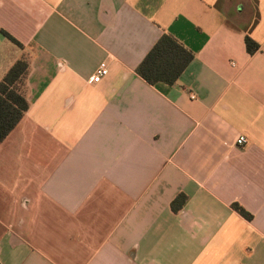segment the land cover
<instances>
[{
  "label": "crops",
  "instance_id": "obj_1",
  "mask_svg": "<svg viewBox=\"0 0 264 264\" xmlns=\"http://www.w3.org/2000/svg\"><path fill=\"white\" fill-rule=\"evenodd\" d=\"M163 33L193 58L152 85ZM22 57L0 264H264V0H0V79Z\"/></svg>",
  "mask_w": 264,
  "mask_h": 264
},
{
  "label": "trees",
  "instance_id": "obj_2",
  "mask_svg": "<svg viewBox=\"0 0 264 264\" xmlns=\"http://www.w3.org/2000/svg\"><path fill=\"white\" fill-rule=\"evenodd\" d=\"M4 34L14 43H20L11 35ZM246 51L254 53L259 45L248 36L244 39ZM193 58L192 52L168 33H163L155 41L135 71L149 84L164 82L173 84ZM28 74V62L22 57L16 60L0 79V143L19 123L27 111L29 103L25 97L24 81ZM186 197L178 194L171 202L174 211L181 208ZM233 208L249 219L251 215L238 204Z\"/></svg>",
  "mask_w": 264,
  "mask_h": 264
},
{
  "label": "built area",
  "instance_id": "obj_3",
  "mask_svg": "<svg viewBox=\"0 0 264 264\" xmlns=\"http://www.w3.org/2000/svg\"><path fill=\"white\" fill-rule=\"evenodd\" d=\"M108 74V66L105 61H101L98 63L94 73L90 76L89 81L92 83H98L103 77ZM191 98H194L195 95L191 94ZM247 142L245 137H237L235 140L236 145H244Z\"/></svg>",
  "mask_w": 264,
  "mask_h": 264
}]
</instances>
